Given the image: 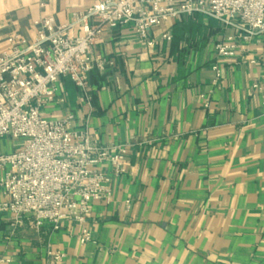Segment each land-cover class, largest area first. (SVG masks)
I'll return each instance as SVG.
<instances>
[{"label":"crops","instance_id":"crops-1","mask_svg":"<svg viewBox=\"0 0 264 264\" xmlns=\"http://www.w3.org/2000/svg\"><path fill=\"white\" fill-rule=\"evenodd\" d=\"M100 1L0 0V54L10 34L31 38L44 16L67 23ZM230 33L195 16L153 29L155 49L131 26L100 34L94 54L113 66L90 74L91 105L61 78L45 115L74 114L98 147L128 145L126 172L114 179L110 204L92 205L94 241L85 245L72 222L35 230L26 218L13 227L0 212V264H51L50 249L65 252L66 264H264V90L253 89L264 88V42L222 62L213 84L214 46ZM13 150L0 140V153Z\"/></svg>","mask_w":264,"mask_h":264},{"label":"built area","instance_id":"built-area-1","mask_svg":"<svg viewBox=\"0 0 264 264\" xmlns=\"http://www.w3.org/2000/svg\"><path fill=\"white\" fill-rule=\"evenodd\" d=\"M195 16L236 31L214 46L213 84L223 79L222 62L237 58L254 39L264 42V0H101L73 12L67 23L44 16L33 22L31 38L17 32L8 36L9 48L0 54V140L11 139L14 150L0 153L5 197L0 212L11 216L13 227L26 218L35 230L45 223L58 230L72 222L80 245L94 241L88 222L92 205L112 202L113 181L126 172L129 147H98L87 126H74V114L49 118L45 110L56 103L61 78L70 79L91 105L90 74L113 66L94 54L104 30L131 26L140 43L155 49L153 29ZM161 38L170 41L171 35L163 32ZM253 89L264 90L258 83ZM200 99L209 109V98L202 94ZM46 255L51 264H66L62 250Z\"/></svg>","mask_w":264,"mask_h":264}]
</instances>
